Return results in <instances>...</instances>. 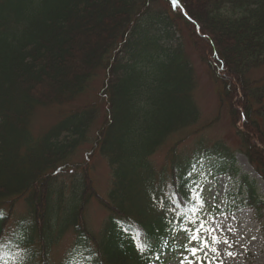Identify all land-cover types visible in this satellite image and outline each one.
I'll return each instance as SVG.
<instances>
[{"label": "trees", "instance_id": "1", "mask_svg": "<svg viewBox=\"0 0 264 264\" xmlns=\"http://www.w3.org/2000/svg\"><path fill=\"white\" fill-rule=\"evenodd\" d=\"M161 1L171 3L0 0V264H53L51 251L67 232L73 245L56 264H158L181 249L174 236L199 224L208 179L193 174L202 165L226 175L237 204L264 218L256 182L239 173L221 142L197 140L180 159L177 141L162 169L150 162L171 135L199 119L190 65L174 39L182 33L218 83L219 103L264 182V74L251 77L264 63V0H178L176 12L155 8ZM99 71L106 108L88 159L96 153L108 164L104 198L90 163L69 162L98 116L96 102L40 135L28 127L36 109L71 104ZM68 168L78 178L65 196L56 173ZM94 199L108 214L98 234L86 218Z\"/></svg>", "mask_w": 264, "mask_h": 264}, {"label": "rangeland", "instance_id": "2", "mask_svg": "<svg viewBox=\"0 0 264 264\" xmlns=\"http://www.w3.org/2000/svg\"><path fill=\"white\" fill-rule=\"evenodd\" d=\"M168 5V6H167ZM161 1L155 8L170 9L180 11L173 8L171 3ZM182 45L186 58L190 65L193 82L195 88L193 91V101L198 110V121L195 125L188 129H183L171 135L163 147H161L150 159L153 168L156 171L162 169L166 164L169 148L180 141L178 144L177 155L180 159H184L187 153H191L195 141L201 140L206 144L221 142L225 144L231 152L234 153L236 168L239 173L246 175L250 180H254L257 184V193L264 200V182L256 173L253 165L246 159L240 147L239 137L235 129L230 125L227 110L221 106L217 97L218 83L209 73L205 63H203L185 35L177 34L174 38ZM124 53H121L122 55ZM122 58V56H121ZM124 61H126L124 59ZM123 60L121 63L124 62ZM264 74V63L257 69L252 70L251 77L259 78ZM104 73L97 72L96 76L91 79L84 94L71 104L66 106H51L38 108L34 111L29 119V129L33 136L42 134L50 127L55 125L65 115L83 104L97 103L98 116L87 134L86 142L80 144L78 149L70 157V164L90 163L92 170L90 175L93 181L95 192L100 197H106L111 188V174L108 164L104 158L95 153L92 158L88 159L91 151V142L97 128L100 126L104 117L106 104L102 101L100 92L102 90V82ZM199 172L193 174L203 177L207 174V181L201 189L203 201L205 203L203 212L198 218V222L203 221L206 228L213 231H204L201 238L209 245L204 252L198 253L197 257L191 256L187 252H176L174 256L165 255L166 259L161 264H264V218L258 223L253 213L237 204V187L226 175H213L212 170H207L203 165ZM58 182L65 185L64 195H68L71 186L74 184L78 173L73 169L61 170L56 173ZM26 212L23 202L16 207L17 218H22ZM107 212L94 199L89 203L87 210V223L92 233L98 234L102 223L107 218ZM199 224L193 226V230ZM189 229V227H187ZM139 239L143 238L142 230L136 227ZM74 235L67 232L59 244L52 249L50 259L53 264L61 261L67 251L72 247ZM174 243L184 245L190 248L193 245L189 243L187 233H179L174 236ZM215 249V251H212ZM232 253V255H229ZM169 257V258H168ZM187 258V260H185Z\"/></svg>", "mask_w": 264, "mask_h": 264}, {"label": "snow or ice", "instance_id": "3", "mask_svg": "<svg viewBox=\"0 0 264 264\" xmlns=\"http://www.w3.org/2000/svg\"><path fill=\"white\" fill-rule=\"evenodd\" d=\"M171 4L173 8L179 6L178 0H171ZM194 198L200 202V207L202 208L203 201L201 200L199 194H197ZM2 218H3V213L0 212V219ZM190 223L196 224V221H190ZM184 231L188 234L189 243L193 245L192 247L186 249L191 254V256L197 257L198 253L204 252V250L209 247L208 243L201 238V234L204 231L211 232L213 230L206 228L205 223L203 221L199 223V226L196 227L195 230L189 231L188 229H184ZM134 239L136 238L134 237ZM143 249H144V245L139 244L138 250L143 251ZM212 251H215V249H212ZM229 255H232V253H229ZM185 260H187V258H185ZM188 264H192V262L188 261Z\"/></svg>", "mask_w": 264, "mask_h": 264}]
</instances>
